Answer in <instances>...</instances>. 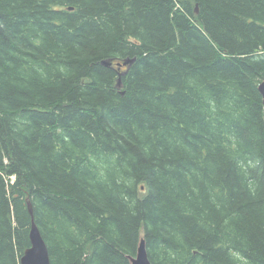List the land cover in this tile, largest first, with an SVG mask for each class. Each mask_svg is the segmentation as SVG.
<instances>
[{
	"label": "trees",
	"instance_id": "1",
	"mask_svg": "<svg viewBox=\"0 0 264 264\" xmlns=\"http://www.w3.org/2000/svg\"><path fill=\"white\" fill-rule=\"evenodd\" d=\"M263 78L264 0H0V264H264Z\"/></svg>",
	"mask_w": 264,
	"mask_h": 264
},
{
	"label": "water",
	"instance_id": "2",
	"mask_svg": "<svg viewBox=\"0 0 264 264\" xmlns=\"http://www.w3.org/2000/svg\"><path fill=\"white\" fill-rule=\"evenodd\" d=\"M133 61L134 59H128L122 63H116L118 69L121 67H125L124 72L120 73L119 76L125 74V72ZM102 64L104 66H109L110 62L103 61ZM119 85L120 83L118 80L117 86ZM257 89L262 99L264 118V78L260 81ZM27 209L29 214L32 215L31 205L29 203H27ZM29 243L30 246L24 251V253L20 257L19 264H50L46 245L43 239L41 238L38 229L32 219L29 227ZM130 264H150L146 255L145 244L143 240L139 242L136 256L134 258H130Z\"/></svg>",
	"mask_w": 264,
	"mask_h": 264
},
{
	"label": "bare ground",
	"instance_id": "3",
	"mask_svg": "<svg viewBox=\"0 0 264 264\" xmlns=\"http://www.w3.org/2000/svg\"><path fill=\"white\" fill-rule=\"evenodd\" d=\"M37 227V226H36ZM38 229V228H37ZM38 232H39V230H38ZM39 234H40V232H39ZM41 236V235H40ZM42 238V237H41Z\"/></svg>",
	"mask_w": 264,
	"mask_h": 264
}]
</instances>
